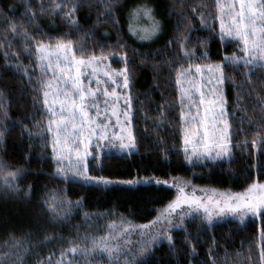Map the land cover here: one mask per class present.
Listing matches in <instances>:
<instances>
[{"label": "snow or ice", "instance_id": "1", "mask_svg": "<svg viewBox=\"0 0 264 264\" xmlns=\"http://www.w3.org/2000/svg\"><path fill=\"white\" fill-rule=\"evenodd\" d=\"M23 5L28 24L34 23L37 14L32 0H23ZM119 6V0H98L96 7L102 10L97 12V21L104 17L114 27H118L120 21L116 10ZM38 7L40 15L46 12L53 15L63 12V19L78 30V20L73 17L79 10L80 0H49L48 6H45L44 0H38ZM204 7L206 4L202 2L191 11L198 12ZM211 7L215 9V13L210 10L200 13V24L207 26L206 17L212 16L214 21L219 22V40L235 42L237 51L224 55L220 63H208L210 56L206 49L207 40L199 41L196 47L189 48L190 36L184 33L170 39L169 46L179 44L184 62L179 63L178 67L170 68V72L175 74L176 102L159 107L160 123L155 125L160 127L165 123L166 109L178 108V117L173 120L177 122L176 134L180 137L182 147L177 149V153L182 151L184 162L192 166L205 161L230 162L235 148L244 152L250 146L254 152L264 155V135L259 134L264 131V115L261 116L257 133L251 141L245 138L233 143L236 135L244 133V128L233 131L230 114L226 109L227 100L221 88L228 79L225 70L229 67L264 69V0H212ZM182 19H187V16ZM127 23L129 34L140 41L153 40L163 28L162 22L156 19L150 0H141L131 8ZM28 24L16 22L0 9V40L4 41L0 48L5 49L4 58H8L7 49L12 47V41L7 35L11 33L13 39L23 41V52L30 61V67L18 63L16 68L28 75L29 84L33 85L32 91L36 93L33 106L38 109L42 118L37 120L32 116L31 119L37 120V134L48 142L45 147H51V159L56 164L53 175L64 182L81 178L86 183L104 186L154 183L176 190L175 198L157 210L156 219L149 225L136 226L121 217L119 223L113 219L103 226H93V217L107 218L119 214L112 211L85 213V223L89 225L86 232L81 235L77 231L76 238L68 241L70 247L60 251L59 259H54V253L43 259L38 256V264H139L137 257L147 255L161 240H167L174 248L170 233L172 229L181 227L187 217H199L208 225L224 216L237 217L241 223L248 216L264 218V183L259 181L247 184L242 191H217L197 189L190 180L180 177H172L170 182L154 177L146 180L113 181L102 176H90L88 158H97L101 142L120 153L131 155L137 150L135 135L130 128L125 127L132 122V70L128 66L127 56L125 54L120 57L125 64L123 68L113 70L105 65L101 70V64L109 59L103 55V48L101 55L97 56L95 52L89 55L85 47H77L76 42L68 39V34L48 37L45 42L39 37L46 34L38 28L30 33ZM192 28L193 25L189 22L185 25L184 32L189 33ZM209 30L215 34L214 27ZM116 46L126 47L122 43ZM198 48H204L199 55L196 54ZM11 55L19 60V52ZM141 63L145 61L142 60ZM121 89L124 91H118ZM252 91L255 92V89ZM242 95L243 92L237 93L238 104ZM121 100L123 108L118 106ZM254 107H258L264 114V97L258 96ZM9 119V108L4 103L3 92H0V143L4 142L6 121ZM243 120L241 118V124ZM249 123L253 121L249 119ZM116 126L120 128L119 135L110 132ZM25 131L28 129L25 128ZM157 142L164 143L163 140ZM10 167L0 160V188L17 192L19 189L16 183L25 169L17 167L11 171ZM197 191L202 195H197ZM82 200L83 198L74 203L67 198L64 190L46 189L39 203L50 220L57 223L68 220L73 208L81 207ZM133 233L139 237L135 246ZM30 237L31 233L21 237L10 233L3 242L6 251L0 254V264H24L27 254L34 247ZM259 241L256 245L259 264H264V229L259 232ZM185 242H188L187 239ZM212 251L210 248V264H233L226 250L222 261H218ZM253 251V243H250L248 264H257L252 259ZM195 252L196 249L192 246L191 253L195 255ZM243 255L245 254L241 252L235 253L236 257Z\"/></svg>", "mask_w": 264, "mask_h": 264}, {"label": "trees", "instance_id": "2", "mask_svg": "<svg viewBox=\"0 0 264 264\" xmlns=\"http://www.w3.org/2000/svg\"><path fill=\"white\" fill-rule=\"evenodd\" d=\"M97 2L98 0H80L79 10L73 17L78 20L77 30L63 19V12L57 15L51 12L40 15L38 0H32L37 14V19L32 24H28L27 16L24 15L23 0H0V9L16 22L28 24L30 33L37 28L45 33V36L39 37L45 42L48 37L68 34L67 38L76 42L77 47H85L89 55L95 52L99 56L103 48V55L109 59L114 58L111 63L115 68L125 66L123 60L118 61L116 58L126 54L128 66L132 70L130 125L137 140V150L131 155L113 152L96 154V159H88V174L113 181L146 180L153 177L170 181L172 177H180L190 180L197 189L217 191H242L253 181L264 183V155L254 152L250 146L244 152L235 148L230 162H204L195 166L186 164L182 151L177 153V149L182 147L180 137L176 134L178 125L173 120L178 117V108L166 109L165 123L160 127L155 126L160 123L159 107L176 102L175 74L170 72V68L178 67L179 63L184 62L179 44L169 46L170 39L184 33L190 36L189 48L196 47L199 41L207 40L206 49L210 56L208 63H220L224 55L237 51L235 42L219 40V22L214 21L212 16L206 17L207 26L200 24V13L209 10L215 13V9L211 7L212 0H150L156 19L162 22L163 28L157 37L145 42H138V39L129 34L127 23L128 11L141 0H119L120 6L116 10L120 21L118 27H114L104 17L97 21V12L102 10L96 7ZM202 2L206 7L200 8L198 12L191 11ZM44 4L48 6L49 0H44ZM185 15L187 19H182ZM189 22L193 25L192 31L185 33V25ZM213 27L215 34L209 30ZM7 35L12 41V47L7 49V59L4 58L5 49L0 48V92L4 94L10 119L6 121L4 142L0 143V160L10 165L11 171L22 167L25 172L16 183L19 191L11 192L0 188V254L6 251L3 242L10 233L17 237L31 233L30 241L34 247L27 254L24 264H38V256L43 259L53 253L54 259H59L60 251L70 247L68 241L76 238L77 231L83 235L88 229L85 213L112 211L119 214L107 218L93 217V226H103L113 219L119 223L121 217L136 226L149 225L156 219L157 210L175 198L174 189L154 183L104 186L86 183L81 178L64 182L53 175L56 164L51 159V147H45L48 142L37 134L36 123L42 117L33 106L36 93L32 91L33 85L29 84L28 75L16 68L18 63L30 67V61L23 52V41L13 39L11 33ZM3 43L0 40V44ZM118 43L125 44L126 47L119 48L116 46ZM201 51L204 48H198L196 54L199 55ZM16 52H19V60L11 55ZM142 60L145 63L142 64ZM197 62L205 63L192 61ZM225 72L228 79L222 85V91L227 100L226 109L230 114L233 131L244 128V133L236 135L233 143L245 138L251 141L257 133L260 118L264 115L258 107H254L257 97H264V69L229 67ZM238 92H243L239 104ZM32 116L37 120L31 119ZM241 118H244L243 124ZM249 119L253 123H249ZM259 134L264 135V131ZM159 140L164 143H158ZM46 189L64 190L67 198L74 203L83 198L82 205L73 208L68 220L53 223L39 203ZM261 229H264V218L261 217L243 224L224 221L212 225L202 222L198 217H192L180 229L171 231L174 248L167 240H161L147 255L138 256L137 261L139 264H210L211 248L212 255L218 261L223 260L226 250L233 264H248V246L253 243L252 259L259 264L256 245L260 243ZM138 239L133 233L134 246ZM192 246L196 249L195 255L191 253ZM236 252L245 255L236 257Z\"/></svg>", "mask_w": 264, "mask_h": 264}, {"label": "rangeland", "instance_id": "3", "mask_svg": "<svg viewBox=\"0 0 264 264\" xmlns=\"http://www.w3.org/2000/svg\"><path fill=\"white\" fill-rule=\"evenodd\" d=\"M136 38V37H135ZM137 39V38H136ZM138 42H142V41H140L139 39L137 40ZM143 42H145V41H143ZM120 57L121 56H118L117 58H116V60H118V61H121V59H120ZM114 58H110V59H108V60H105L102 64H101V66H100V68H101V70H103L104 69V66L105 65H108L111 69H113V70H119V69H121V68H123V67H120V68H115V67H113L112 66V63H111V61L113 60ZM221 88H222V86H221ZM118 91H124V90H118ZM120 108H123V101L121 100L120 101V103H119V105H118ZM102 107H103V105H102ZM131 114V113H130ZM121 120H123V117L121 116ZM113 125H115V118H113ZM125 127L126 128H130L131 129V125H125ZM110 132H115L116 134H120V128L118 127V126H116V127H113V128H111L110 129ZM124 135L126 136L127 135V133L125 132L124 133ZM126 142V141H125ZM107 152H113V153H116V154H124V153H120L117 149H114V148H111L110 146H108L105 142H101V145H100V149L98 150V152L96 153V154H101V153H107ZM91 157V156H90ZM89 157V158H90ZM88 158V159H89ZM205 162H211V161H205ZM170 182H171V180H170ZM165 186V185H164ZM167 187V186H166ZM172 189H174L175 190V188H172ZM176 191V190H175ZM197 195H202V193H197ZM192 217H187L186 219H185V221H184V223L187 221V220H189V219H191ZM199 218V217H198ZM260 217H252V216H248V217H246L245 218V220H244V222L243 223H246V222H248V221H250V220H257V219H259ZM224 221H234V222H236V223H239V224H243V223H241L240 222V220H239V218H237V217H232V216H224V217H218V218H216L214 221H213V223L212 224H214V223H217V222H224ZM183 223V224H184ZM182 227V226H181ZM181 227H178V228H174V229H172V230H176V229H180Z\"/></svg>", "mask_w": 264, "mask_h": 264}]
</instances>
